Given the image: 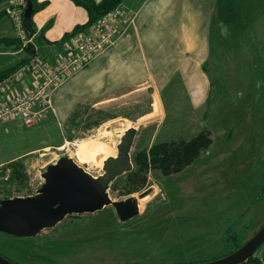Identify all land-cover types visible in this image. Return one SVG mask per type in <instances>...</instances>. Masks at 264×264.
I'll use <instances>...</instances> for the list:
<instances>
[{
  "label": "rangeland",
  "instance_id": "1",
  "mask_svg": "<svg viewBox=\"0 0 264 264\" xmlns=\"http://www.w3.org/2000/svg\"><path fill=\"white\" fill-rule=\"evenodd\" d=\"M220 5L231 28L219 46L221 37L214 36L216 43L207 70L213 84L208 108L193 112L181 84L178 91H165L160 96L162 103L157 100L154 107L152 90L111 107L77 106L81 107L79 117L69 124L70 133L55 120L48 121L55 113L54 105L46 123L38 126L28 128L21 121L0 124V164L63 140L61 147L22 158L28 180L5 187L15 197L35 194L47 167L63 157L72 158L88 173L100 177L104 162L117 155L122 137L132 128L138 130L133 158L163 142L190 140L201 131H209L213 139L212 146L182 172L171 176L160 170L150 172L146 187L139 193L126 194L122 183L128 174L111 185L108 194L114 202L131 197L138 200L153 189V196L140 199L139 216L122 222L110 206L95 214L68 216L34 238L0 233L1 256L19 264H205L234 253L262 229L264 0H220ZM161 106L165 111L162 115ZM139 107L144 112L154 108L153 115L94 126L109 112L132 113ZM91 142L106 153L100 164H84L79 159L82 145ZM0 195L6 196L3 192ZM263 255L264 245L255 256Z\"/></svg>",
  "mask_w": 264,
  "mask_h": 264
},
{
  "label": "crops",
  "instance_id": "2",
  "mask_svg": "<svg viewBox=\"0 0 264 264\" xmlns=\"http://www.w3.org/2000/svg\"><path fill=\"white\" fill-rule=\"evenodd\" d=\"M10 1L0 0V73L27 63L36 54H30L23 47L28 40L26 34L24 39L6 15ZM40 2H46L47 6L33 16L36 35L29 45L32 44L45 64L54 66L64 56V45L60 44L64 36L72 33L75 27L85 25L89 15L72 0ZM121 8L135 18L134 24L115 45L52 94L55 113L48 121L55 120L66 133L72 130L69 124L81 109L77 106L82 104L91 109L111 107L139 92L152 90L154 107L165 91H178L181 84L187 91L186 98L193 112L203 109L211 101L213 84L207 70L216 43L214 36L221 37L219 46L227 29L231 28L225 23L220 0H125ZM35 83L34 75H29L25 83L12 88L13 97L31 90ZM172 85L175 87L171 88ZM153 110L148 108L144 112L139 107L132 113L112 111L108 116L112 118L109 121L145 115L149 118ZM162 114H165L163 107ZM202 118L205 120V115ZM62 142L20 154L0 164V168L31 153L61 147ZM36 193L18 197H33ZM14 198L17 197L11 199Z\"/></svg>",
  "mask_w": 264,
  "mask_h": 264
},
{
  "label": "water",
  "instance_id": "3",
  "mask_svg": "<svg viewBox=\"0 0 264 264\" xmlns=\"http://www.w3.org/2000/svg\"><path fill=\"white\" fill-rule=\"evenodd\" d=\"M33 5L27 4L23 27L28 39L36 35L33 24ZM138 135L136 128L122 137L118 153L104 162V174L96 178L72 158L63 157L49 165L43 174V184L33 197L0 200V233L28 239L56 227L68 216L95 214L106 207H114L120 220L127 222L141 213L140 199L153 194L149 189L140 199L131 197L114 202L108 194L117 180L134 170L132 149ZM264 245V226L245 245L222 259L205 264H245ZM0 264H15L0 255Z\"/></svg>",
  "mask_w": 264,
  "mask_h": 264
},
{
  "label": "built area",
  "instance_id": "4",
  "mask_svg": "<svg viewBox=\"0 0 264 264\" xmlns=\"http://www.w3.org/2000/svg\"><path fill=\"white\" fill-rule=\"evenodd\" d=\"M25 5L26 0H11L6 10L24 39ZM134 21L121 7L113 10L86 32L72 37L64 46V56L54 66L45 64L36 52L27 63L0 81V124L21 121L31 128L44 122L50 111L54 112L53 92L115 45ZM30 41H25L23 47ZM31 74L35 77L34 87L14 98L12 88L25 83Z\"/></svg>",
  "mask_w": 264,
  "mask_h": 264
},
{
  "label": "trees",
  "instance_id": "5",
  "mask_svg": "<svg viewBox=\"0 0 264 264\" xmlns=\"http://www.w3.org/2000/svg\"><path fill=\"white\" fill-rule=\"evenodd\" d=\"M72 1L76 6L82 7L87 11L89 20L85 25H79L75 27L72 33L64 36V38L60 42V44L64 46L67 42L70 41L72 37L82 32H86L90 27L98 23L110 12L121 7L125 0H102L101 2H97L96 0ZM29 2H31L33 5L34 15L47 6L46 2H40V0H26V5L24 7L25 10ZM33 48L34 47L32 46V44H30L26 47V50L30 54H35L36 49L34 50ZM24 64L25 62L19 65V67ZM19 67L0 73V81L8 78ZM210 103L211 101L208 102L207 108ZM98 114L103 115L104 111H98ZM207 116L208 112L207 114H205L206 118ZM78 117L79 113H75V115H73L72 117L73 119H71V122L76 120ZM110 119L112 118L109 116L105 117L101 120V122H96L94 126L101 125L109 121ZM212 144L213 139L211 133L209 131H201L197 136L190 140L180 139L178 141L169 143L163 142L157 144L156 146H153L150 151L146 153L136 154L135 158H133L132 155L133 163L135 165L134 170L128 174L127 179H124L122 187L126 189V194L128 195L139 193L146 187L149 178L148 175L150 172H152L153 170H160L166 176L178 174L191 166L195 162V160L200 158L203 152L207 151L212 146ZM23 159H19L10 163L6 167H4L2 171H0V178H3V180L0 181V192L6 194L5 197L7 198L14 197L9 189H5L7 185L11 186L14 183L18 184L28 180L25 161ZM119 181H121V179ZM239 248L240 247H238V249ZM245 264H264V255L261 258L254 256Z\"/></svg>",
  "mask_w": 264,
  "mask_h": 264
},
{
  "label": "bare ground",
  "instance_id": "6",
  "mask_svg": "<svg viewBox=\"0 0 264 264\" xmlns=\"http://www.w3.org/2000/svg\"><path fill=\"white\" fill-rule=\"evenodd\" d=\"M131 126L132 125H130V127ZM78 156H79L80 161L82 163H84V164L85 163L86 164H90L92 162L100 164L101 157H103V156L106 157V153L104 152L103 149L100 150L99 148H97L96 147V143L91 142V143H84L82 145V148L80 149V152H79ZM153 195H154V193L149 195V196H147V197H145L144 199H141V201L145 200V199H147V198H149V197H151ZM141 201L139 200V204H140Z\"/></svg>",
  "mask_w": 264,
  "mask_h": 264
},
{
  "label": "flooded vegetation",
  "instance_id": "7",
  "mask_svg": "<svg viewBox=\"0 0 264 264\" xmlns=\"http://www.w3.org/2000/svg\"><path fill=\"white\" fill-rule=\"evenodd\" d=\"M3 199H7V197L0 195V200H3ZM9 260H11V259L9 258ZM12 262L15 264H19L16 261L14 262V260Z\"/></svg>",
  "mask_w": 264,
  "mask_h": 264
}]
</instances>
